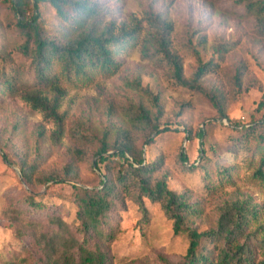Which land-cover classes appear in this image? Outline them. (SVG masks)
<instances>
[{
    "label": "rangeland",
    "instance_id": "obj_1",
    "mask_svg": "<svg viewBox=\"0 0 264 264\" xmlns=\"http://www.w3.org/2000/svg\"><path fill=\"white\" fill-rule=\"evenodd\" d=\"M99 1L103 2L101 27L109 22L130 26L142 20L144 29L137 43L116 56L120 67L115 75L100 74L89 86L67 88L60 111L68 116L59 141L53 138L54 123L33 110L21 93L0 95V264L20 250L21 241L13 234L11 223L18 211L28 209V195L47 206L37 211L35 219L46 224L47 216L56 214L74 225L76 188L100 184L102 175L94 166L100 141L107 136L109 143L120 142L125 131L134 147L142 149L144 164L155 169L152 177L165 178L171 189L191 200L193 213L186 221L199 231L217 228L221 215L243 200L259 206L260 224L264 223V186L253 179L260 159L258 141L252 137L247 147L237 146L240 132L234 127L238 123L230 125L227 119L218 118L207 97L176 82L171 67L157 55L156 46L147 43L153 28L145 19L148 14H161L173 23L171 50L181 58L187 81L198 68L197 53L205 63L217 64L200 84L219 95L230 120H262L264 15L246 9L247 2L255 0ZM40 9L47 32L59 37V42L65 40L67 37L59 34L64 23L53 8L42 2ZM14 20L8 1L0 0V65L21 72L23 86L32 73L28 59L18 50L22 38L14 29ZM139 85L151 94L141 91ZM139 106L151 116L160 110V128L170 129L158 136L153 133L155 141L147 145L143 144L142 127L133 121ZM201 129L205 131L203 139L198 137ZM182 154L188 157V164L201 163L203 168L190 170ZM118 163H102L101 170L112 177ZM23 165L30 166L31 183L22 177ZM221 168L227 169L229 176L219 181L215 173ZM206 172L213 185L205 179ZM57 175L63 183L36 182ZM140 197L136 188H120L118 209L110 220L113 264H178L189 245L187 236L175 234L173 221L161 203L143 198L141 205ZM260 233L255 247L261 246L264 231ZM28 240L23 239L27 244Z\"/></svg>",
    "mask_w": 264,
    "mask_h": 264
},
{
    "label": "trees",
    "instance_id": "obj_2",
    "mask_svg": "<svg viewBox=\"0 0 264 264\" xmlns=\"http://www.w3.org/2000/svg\"><path fill=\"white\" fill-rule=\"evenodd\" d=\"M15 16V31L22 38L18 50L29 61L32 78L22 86L21 72L17 69L1 68L0 95L21 93V98L31 108L40 112L45 120L55 125L53 138L59 141L65 133L67 112H61L63 99L68 87H86L96 82L98 75L113 76L120 65L116 56L138 42L143 31V21L133 20L134 24L118 26L109 22L101 27L102 1L99 0H6ZM46 3L64 23L59 31L60 37L47 32L46 22L42 17L40 3ZM247 11L264 15V0L247 2ZM146 22L153 31L148 32L147 43L156 46L157 55L162 56L172 69L176 82L200 92L207 97L217 111L218 118L227 119L230 125L238 123L240 136L237 146H248L255 137L260 148V159L253 174V179L264 186V119L242 121L230 120L218 94L208 91L200 80L217 66L214 62H204L197 53L198 68L191 81L184 77L181 58L171 50V34L174 26L161 14H148ZM31 86V87H29ZM20 87H23L20 89ZM30 88V89H29ZM141 91H147L140 85ZM264 97V96H263ZM259 107L264 108V98ZM139 106L133 118L134 124L142 127L145 133L143 144L155 141L152 137L170 130L160 128L159 116ZM205 131L201 129L198 137L203 139ZM190 136L188 140H190ZM95 153L94 166L100 170L101 179L98 187H77L73 194L75 207L74 225L56 214L47 216V223L34 218L37 211L46 209V204L35 201L33 195L27 196V210L18 211L12 218V229L16 239L21 241L17 254L8 257L3 264H113L109 247L114 239L111 214L118 209L119 191L136 188L140 193V203L148 199L161 203L166 215L173 221L175 234L186 235L189 245L184 258L178 264H264V236L261 246L255 247L258 235L264 231L260 224V208L251 206L247 200L234 203L219 219L217 228L199 231L186 221V216L193 213L191 200L186 194L171 189L165 178L154 179L155 169L149 163L144 164L143 151L134 147L135 142L125 131L119 142L109 143L107 136L100 141ZM114 152L109 154L108 152ZM204 152V150H203ZM117 160H114V159ZM182 161L190 170L203 168L201 163L188 164V157L181 155ZM4 160L11 164L9 157ZM119 161L114 176L102 172L101 164ZM144 164V165H143ZM155 167V166H154ZM30 166H22L21 174L26 182L31 183ZM219 181L229 176L227 169L216 171ZM205 179L211 185L210 174ZM38 183H63L57 176L38 178ZM100 186V187H99ZM32 209V210H31ZM144 212L146 213L145 208ZM31 210V211H29ZM28 238V244L23 241Z\"/></svg>",
    "mask_w": 264,
    "mask_h": 264
}]
</instances>
